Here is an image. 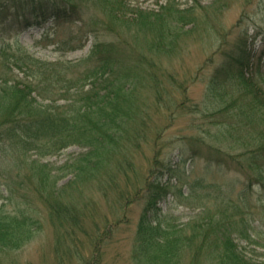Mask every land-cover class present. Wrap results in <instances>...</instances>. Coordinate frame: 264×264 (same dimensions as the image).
Masks as SVG:
<instances>
[{
	"label": "trees",
	"instance_id": "1",
	"mask_svg": "<svg viewBox=\"0 0 264 264\" xmlns=\"http://www.w3.org/2000/svg\"><path fill=\"white\" fill-rule=\"evenodd\" d=\"M92 8L97 18L87 21L83 13ZM26 15L37 22L80 20L81 29L92 33L94 40L88 53L77 61L43 60L19 43L13 50L10 44L0 47V158H13L20 188L23 187L15 211L0 204V262L11 251L25 247L41 229V215L27 206L34 196L30 192L45 203L56 223L73 226L82 215V198H87L96 183L106 191L116 184V164L120 169L125 163L130 165L131 147L139 146L140 137L147 133L151 118L141 97L148 81L154 85L157 98L166 91L156 73L162 65L155 58L179 51L186 40V25L194 24L188 29L190 33L203 22L194 7L178 8L174 0L158 9L139 8L128 0H0V24L10 17ZM209 21L206 19L204 28L212 24ZM212 28L220 36L212 88L217 90L239 63L235 75L251 102L247 110L241 106L232 113V126L214 133L216 143L191 137L190 149L193 156L210 160L208 166L216 163L236 167L251 185L260 184L263 195L259 200L264 202V87L244 75V59L251 55L249 35L240 34L231 40L220 25ZM61 99L65 103L58 104ZM183 104L181 101L178 106ZM218 112L223 115L228 110L221 107L214 113ZM229 136L238 141L246 138L249 145L240 143L242 149L234 151L236 146H232L230 151L223 144ZM73 144L86 149L59 166L72 174L59 187V178L53 173L55 166L43 159ZM244 145L247 148L243 151ZM18 190L13 188V192ZM144 192L146 203L134 248L137 264H179L183 250L194 255L192 264H202L203 254L218 258V264H264V258H249L240 250L231 233L240 221L247 226L245 216L239 223L235 215L219 219L202 216L191 223L188 233L184 228H163L153 224L151 218L158 215L157 201L166 194L167 183L148 177ZM251 205L257 207L250 199L234 206L242 212ZM114 229L109 226L97 234V243L111 237ZM63 239L65 234L59 236L58 245ZM72 250L78 252L77 245L73 249L67 244L62 254L67 257Z\"/></svg>",
	"mask_w": 264,
	"mask_h": 264
},
{
	"label": "rangeland",
	"instance_id": "2",
	"mask_svg": "<svg viewBox=\"0 0 264 264\" xmlns=\"http://www.w3.org/2000/svg\"><path fill=\"white\" fill-rule=\"evenodd\" d=\"M128 1L139 8L158 9L169 0ZM174 4L178 8L194 7L203 22L190 33L188 29L194 28V24L186 25V40L179 51L165 52L155 58L161 63L158 65H162L156 73L166 91L157 98L154 85L148 81L146 92L142 93L141 99L148 105L151 119L146 136L140 137L139 146L131 147L132 163H125L121 169L116 164V184L108 191L99 188L97 183L96 188L88 191L80 205L84 219L79 216L78 223L73 226L56 223L48 215L45 203L30 192L34 196L29 198L27 206L34 207L33 211L41 215V229L25 247L2 257L0 264H137L134 253L136 232L146 203L144 186L148 177L161 178L167 183L166 195L158 202V215L151 218L153 224L163 228H184L188 233L191 223H196L202 216L219 219L235 215L238 223L245 216L247 226L240 221L231 233L238 248L249 258H264V202L259 200L263 195L262 186L256 182L251 185L248 177L236 167L216 163L208 166L210 160L205 156H193L189 145V139L196 136L216 143L214 133L222 127L232 126V113L241 110V106L247 110L251 102L242 84L238 83L239 63L231 69L230 76L222 79L217 90L212 88L220 41L219 33L212 26L218 28L220 25L231 40L240 34L249 35L247 42L251 55L244 59V75L264 87V0H174ZM90 17L97 18L93 8L83 13L85 20ZM206 19L212 24L204 28ZM81 26L80 20L37 22L28 15L13 16L0 24V47L10 44L13 50L19 43L43 60L77 61L88 53L94 40V35L85 33ZM181 101L184 104L179 107ZM57 102L63 104L65 100ZM221 107L228 113H214ZM242 133L246 135L245 130ZM240 143L249 145L246 138L238 141L229 136L223 141L230 151L232 146H236L232 148L234 151L242 149ZM246 148L244 145L243 151ZM84 149L86 147L73 144L43 159L55 166L53 173L59 178V187L72 175L65 172L67 168L59 169V166ZM13 161V158H0V204L12 212L17 209V200L23 191ZM13 188L20 190L13 192ZM248 199L257 207L251 205L242 212L235 208L234 205ZM109 226L115 227L110 232L111 237H104L98 244L97 234ZM61 234H65V239L58 245ZM67 244L73 249L77 245L78 252L72 250L67 257L63 255ZM207 255L200 256L202 264H218L217 257L214 260ZM179 257V264L195 261L189 251H181Z\"/></svg>",
	"mask_w": 264,
	"mask_h": 264
}]
</instances>
